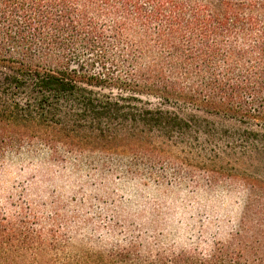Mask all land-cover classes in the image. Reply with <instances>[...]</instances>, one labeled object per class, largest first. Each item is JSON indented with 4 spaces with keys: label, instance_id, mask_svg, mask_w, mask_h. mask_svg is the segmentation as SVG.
<instances>
[{
    "label": "trees",
    "instance_id": "obj_1",
    "mask_svg": "<svg viewBox=\"0 0 264 264\" xmlns=\"http://www.w3.org/2000/svg\"><path fill=\"white\" fill-rule=\"evenodd\" d=\"M169 145L210 183L264 155V0H0V156L40 146L75 168L152 171ZM246 198L203 250L133 240L68 259L22 250L60 237L57 211L14 206L0 264H264V189Z\"/></svg>",
    "mask_w": 264,
    "mask_h": 264
},
{
    "label": "rangeland",
    "instance_id": "obj_2",
    "mask_svg": "<svg viewBox=\"0 0 264 264\" xmlns=\"http://www.w3.org/2000/svg\"><path fill=\"white\" fill-rule=\"evenodd\" d=\"M180 148L166 147L170 161L152 171H123V164L113 168L110 163L103 171L89 161L75 168L51 161L40 146L5 153L0 156V210L13 212L26 204L42 219L58 212L60 237L31 241L22 249L27 254L68 259L133 240L167 251L203 250L237 228L249 187L264 189V155L235 164L237 171L225 163L217 171L219 180L210 183L208 171L196 170L193 177ZM188 161L207 160L191 156Z\"/></svg>",
    "mask_w": 264,
    "mask_h": 264
}]
</instances>
